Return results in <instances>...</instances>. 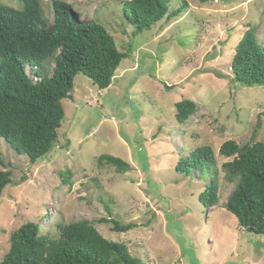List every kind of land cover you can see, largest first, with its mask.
Here are the masks:
<instances>
[{
  "label": "rangeland",
  "instance_id": "1",
  "mask_svg": "<svg viewBox=\"0 0 264 264\" xmlns=\"http://www.w3.org/2000/svg\"><path fill=\"white\" fill-rule=\"evenodd\" d=\"M52 1L40 0L50 20ZM60 1L104 26L128 58L106 90L75 76L57 141L34 164L0 140V169L12 181L0 198V260L11 233L29 221L52 232L58 222L87 220L139 264H264V235L242 231L224 208L234 185L223 173L219 203L209 208L199 201L208 179L174 169L199 146L212 148L220 169L231 160L218 153L224 142L264 143V87L240 85L230 68L250 27L264 45V0H173L169 12L186 4L179 16L136 35L123 18L126 0ZM0 4L21 8L17 0ZM184 99L197 108L179 124L175 104ZM100 155L120 158L128 171L99 163ZM102 218L134 228L118 232Z\"/></svg>",
  "mask_w": 264,
  "mask_h": 264
},
{
  "label": "trees",
  "instance_id": "2",
  "mask_svg": "<svg viewBox=\"0 0 264 264\" xmlns=\"http://www.w3.org/2000/svg\"><path fill=\"white\" fill-rule=\"evenodd\" d=\"M17 1L20 9L0 4V140L34 164L57 141L64 117L61 101L72 99L75 76L82 74L99 91L106 90L128 54L118 50L104 26L95 20L82 21L65 2H51L50 20L44 16L40 0ZM172 1L126 0L121 11L136 35L163 19L179 16L186 4L183 1L180 8L169 12ZM230 68L240 85L264 87V45L253 27L236 44ZM196 108L190 100L177 102V123L188 121ZM218 153L231 158L220 169L212 148L199 146L180 155L175 172L188 178L195 171L199 178L208 179L199 201L209 208L219 203L223 173L224 181L234 185L224 208L237 219L242 231L264 235V143L240 146L229 140ZM98 161L119 173L129 169L125 161L114 156L100 155ZM2 163L0 155V166ZM10 176V171L0 169V198L12 182ZM45 216L49 217V212ZM98 223H113L118 232L134 228L113 219L102 218ZM40 232L34 221L12 232L0 264H139L124 244L105 239L87 220L58 222L52 232Z\"/></svg>",
  "mask_w": 264,
  "mask_h": 264
}]
</instances>
